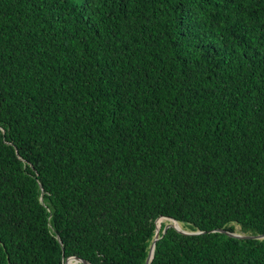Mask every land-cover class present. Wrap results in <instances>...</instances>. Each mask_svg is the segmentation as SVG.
I'll use <instances>...</instances> for the list:
<instances>
[{
	"label": "trees",
	"instance_id": "trees-1",
	"mask_svg": "<svg viewBox=\"0 0 264 264\" xmlns=\"http://www.w3.org/2000/svg\"><path fill=\"white\" fill-rule=\"evenodd\" d=\"M264 264V0H0V264ZM58 236V237H57ZM86 264V263H78Z\"/></svg>",
	"mask_w": 264,
	"mask_h": 264
},
{
	"label": "water",
	"instance_id": "water-1",
	"mask_svg": "<svg viewBox=\"0 0 264 264\" xmlns=\"http://www.w3.org/2000/svg\"><path fill=\"white\" fill-rule=\"evenodd\" d=\"M159 217H164L166 219H169L170 222L165 224L164 227H163V232L166 230V228L170 225H173L177 230H179L180 232L182 233H185V234H194V233H199L201 231H189V230H186V229H183V228H180L177 226V224H179V222L173 218V217H168V216H159ZM158 217V218H159ZM157 218V219H158ZM156 219V220H157ZM160 229V228H159ZM159 229L158 227L156 226V229H155V233H154V237H153V240L150 244V247H149V252H148V256L146 258V261H145V264H148L153 256V251H154V246H155V241L158 239L159 237ZM212 230H217L219 232H223V233H226L228 235H231V236H235V237H241V238H263L264 237V234H241V233H238V232H231L229 230H226L224 228H217V229H212ZM58 237V236H57ZM71 260V264H78L80 262L82 263H86V264H89L86 260L82 259V258H79L77 256H68L66 258H64L63 260V263L62 264H65L67 260Z\"/></svg>",
	"mask_w": 264,
	"mask_h": 264
},
{
	"label": "bare ground",
	"instance_id": "bare-ground-1",
	"mask_svg": "<svg viewBox=\"0 0 264 264\" xmlns=\"http://www.w3.org/2000/svg\"><path fill=\"white\" fill-rule=\"evenodd\" d=\"M164 220H165L164 217H159V218L156 220V224H157V226L159 227V226L161 225L162 221H164ZM177 226L181 228L180 224H177ZM71 263H72V262H71V260L69 259V260L66 261L65 264H71Z\"/></svg>",
	"mask_w": 264,
	"mask_h": 264
},
{
	"label": "rangeland",
	"instance_id": "rangeland-1",
	"mask_svg": "<svg viewBox=\"0 0 264 264\" xmlns=\"http://www.w3.org/2000/svg\"><path fill=\"white\" fill-rule=\"evenodd\" d=\"M170 222V220L169 219H166L165 218V220L164 221H162V223H161V225L164 223V224H167V223H169ZM180 224V223H179ZM161 225L158 227L157 226V224H156V226L158 227V229L161 227ZM181 226V225H180ZM236 229H237V231L236 232H238V233H240L238 230H239V227L236 225ZM242 234V233H241Z\"/></svg>",
	"mask_w": 264,
	"mask_h": 264
}]
</instances>
